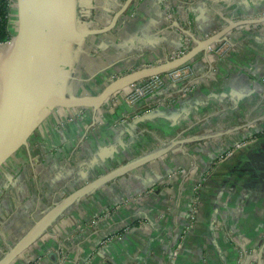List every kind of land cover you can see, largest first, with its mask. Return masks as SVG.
Masks as SVG:
<instances>
[{"label": "crops", "instance_id": "crops-1", "mask_svg": "<svg viewBox=\"0 0 264 264\" xmlns=\"http://www.w3.org/2000/svg\"><path fill=\"white\" fill-rule=\"evenodd\" d=\"M124 1L75 0L77 29L108 25ZM263 17L264 0H132L112 29L76 39L67 92L95 94L190 35L253 20L188 62L186 80L40 122L0 164V250L79 186L172 146L72 203L11 264H264Z\"/></svg>", "mask_w": 264, "mask_h": 264}, {"label": "water", "instance_id": "water-1", "mask_svg": "<svg viewBox=\"0 0 264 264\" xmlns=\"http://www.w3.org/2000/svg\"><path fill=\"white\" fill-rule=\"evenodd\" d=\"M132 0H125L110 23L101 28L79 30L75 24V0H15L17 27L10 46L0 48V164L28 139L40 122L56 108L97 110L113 94L142 79L186 65L213 44L227 39L236 26L253 20H226L217 32L197 38L193 45L164 61L127 71L95 94L67 92L73 43L90 35L109 31ZM259 21L264 20L259 18ZM254 20V21H258ZM172 144L120 165L71 191L46 209L0 257V264H11L72 203L98 186L166 153Z\"/></svg>", "mask_w": 264, "mask_h": 264}, {"label": "built area", "instance_id": "built-area-1", "mask_svg": "<svg viewBox=\"0 0 264 264\" xmlns=\"http://www.w3.org/2000/svg\"><path fill=\"white\" fill-rule=\"evenodd\" d=\"M15 4V0L11 2V6ZM9 43L8 41L2 42V45H6ZM189 70L186 65H183L181 67L175 68L173 70H170L163 74L158 75H152L149 77H146L139 81L138 83L132 84V90L127 92L126 94L122 95V98H124L127 102H135L139 100L140 98L146 96L147 94L157 90L162 85H164L167 80L168 81H181L186 80L189 78ZM185 90L188 91L189 88L185 87ZM264 132V129L262 130ZM241 144L239 141L235 145ZM194 218L193 216L190 218L189 223L185 226L183 229V233L187 232V229L193 226Z\"/></svg>", "mask_w": 264, "mask_h": 264}, {"label": "trees", "instance_id": "trees-1", "mask_svg": "<svg viewBox=\"0 0 264 264\" xmlns=\"http://www.w3.org/2000/svg\"><path fill=\"white\" fill-rule=\"evenodd\" d=\"M13 0H0V43L8 41L12 37L10 27L11 2Z\"/></svg>", "mask_w": 264, "mask_h": 264}, {"label": "rangeland", "instance_id": "rangeland-1", "mask_svg": "<svg viewBox=\"0 0 264 264\" xmlns=\"http://www.w3.org/2000/svg\"><path fill=\"white\" fill-rule=\"evenodd\" d=\"M11 7H13L14 8V12H12L11 14H12V16H11V19H10V27H11V30L13 29V31H15L14 30V28H15V25H14V23H15V21H13V19L14 18H16V27H17V16H16V8H15V4L13 5V6H11ZM12 31V36L14 35V32ZM1 46H4V45H1ZM181 53V52H180ZM179 54V53H178ZM178 54H174L173 56H175V55H178ZM172 56V57H173ZM18 153H20L21 154V152H18ZM231 153V152H230ZM18 155V154H17ZM63 195H65V194H63ZM51 205V204H50ZM49 205V206H50ZM48 206V207H49ZM41 213H42V211H41ZM17 239H15V240H13V242H9V241H7V243L4 245V247L0 250V257L3 255V253L8 249V247L10 246V245H12L15 241H16Z\"/></svg>", "mask_w": 264, "mask_h": 264}, {"label": "bare ground", "instance_id": "bare-ground-1", "mask_svg": "<svg viewBox=\"0 0 264 264\" xmlns=\"http://www.w3.org/2000/svg\"><path fill=\"white\" fill-rule=\"evenodd\" d=\"M10 16H12V14H10ZM10 19H11V17H10ZM7 46L9 47L10 46V43H8Z\"/></svg>", "mask_w": 264, "mask_h": 264}]
</instances>
